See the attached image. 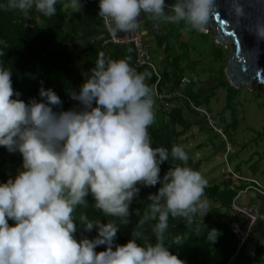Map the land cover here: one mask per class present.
I'll return each mask as SVG.
<instances>
[{
    "label": "clouds",
    "instance_id": "9594fccd",
    "mask_svg": "<svg viewBox=\"0 0 264 264\" xmlns=\"http://www.w3.org/2000/svg\"><path fill=\"white\" fill-rule=\"evenodd\" d=\"M225 2L237 26L250 19L242 0ZM57 3L7 0L0 7L25 15L35 9L52 17ZM65 6L80 10L83 5L69 0ZM98 7L112 38L135 32L141 14L183 25L184 32H202L219 11L217 0H99ZM245 27L257 41L264 40V17ZM130 59L114 60L98 52L79 93H70L81 109L59 113L53 111L52 106L61 104L53 90L42 87V102L25 103L13 88L11 70L0 66V147L19 152L23 161V171L0 184V264H185L165 246V233L170 217L190 226L209 212L207 180L187 166L189 156L182 146L173 145L170 153L152 147L148 129L155 122V92L146 83L151 73L138 72ZM170 158L178 163L161 179L160 165ZM158 183L161 187L148 196L147 207L142 213L137 210L133 238L114 246L120 228L116 221L129 224L130 204L140 191L137 185ZM89 194L93 208L112 218L106 224L87 214L74 216L78 206L87 205ZM77 220L85 232L95 229L97 236L77 241ZM151 221H156L151 225L156 242L141 246L137 240ZM217 236L215 229L209 231V242L215 243ZM182 242L177 236L173 243ZM101 245L106 250L96 252Z\"/></svg>",
    "mask_w": 264,
    "mask_h": 264
},
{
    "label": "trees",
    "instance_id": "16d2710c",
    "mask_svg": "<svg viewBox=\"0 0 264 264\" xmlns=\"http://www.w3.org/2000/svg\"><path fill=\"white\" fill-rule=\"evenodd\" d=\"M6 2L7 0H0V5L6 4ZM80 3L83 5L82 8L73 10L70 6H65L69 4V0H58L56 14L52 17H45L36 12L35 9L25 15L19 11H9L0 7V53H2L0 54V66L11 70L13 88L20 93L18 98L25 103L30 102L32 99L42 102L39 91L43 87L45 90H53L60 97L61 104L52 106L54 112L80 110L82 106L78 101L70 98V93L73 91L77 94L79 93L81 85L90 74V70L95 67L98 52L102 51L105 53L106 58L114 60L131 57L130 64L131 66L133 65L134 51L132 47L116 46L105 42L103 24L98 17L99 0H80ZM143 18L144 23L140 27L143 31L147 30V34L154 37L157 48H163L166 53H173L170 48L174 49V46H170V41L175 40V37H173L174 32L177 33L179 38L180 34L183 33L181 30L183 25L177 26L156 22L150 19L147 14H143ZM199 33L207 36L203 32ZM86 34H92L94 37L82 49L80 38ZM144 41L146 43V36H144ZM184 45L186 48L182 54L183 57L187 55V45L186 43ZM212 45L216 47L213 60L219 63V68L216 70L219 82H216L212 88H225L227 85L229 86V82L224 73L225 67L223 63L225 56L223 51L227 53L228 51L219 44L212 43ZM173 59L172 68L174 71L180 69L181 73L176 74L172 87L177 85L183 76L181 63L185 60L183 58L179 59L176 53ZM82 61L83 66L81 67L80 62L82 63ZM136 70L138 72L147 71L151 73L147 68H138ZM153 80L151 74L146 83L150 86ZM205 92L207 91H191L188 89L189 100L196 106L210 110L208 109L209 100H204L203 98V95H206ZM13 98L15 99L16 97ZM181 104H185V102L180 101L175 108L164 110L155 103V122L148 129L152 147H164L170 153L173 145H180L187 152L181 142L180 131L191 123V114ZM93 107H95V104H93ZM188 110L192 111L189 107ZM223 134L225 135L224 132ZM225 138L226 140H223L224 149L227 144L231 146L226 135ZM188 156L187 166L198 171L197 163L192 159L191 155L188 154ZM21 163L23 161L19 152L9 153L6 148L0 147V184L6 183V170L14 171ZM175 163L178 162H173L170 158L169 161L160 165L161 179H163L171 165L175 166ZM236 167L238 171L239 166ZM237 171L232 172L240 175ZM228 174L233 179L229 172ZM230 184L228 182L223 187L220 185H207L204 198L214 204H218L219 208L226 212L232 220L235 216L230 211L231 202L237 192L242 190L243 187L231 189ZM246 186L247 184L244 188ZM137 187L140 191L130 204L129 211L131 215L129 216V224L120 225L119 221H116L120 228L114 240V246L125 245L133 238L132 231L140 218L136 215L137 210L141 213L143 212L150 203L148 196L156 194L161 185L158 183L153 187H145L138 184ZM253 193L263 208L255 206L264 214V196L256 192ZM85 199L87 205L78 206L74 213L77 219L82 213L87 214L90 220L100 219L105 224L112 219L111 217H105L101 212L93 208L95 201L91 194ZM8 223L10 226H14L13 221L9 220ZM154 223L156 221L147 223L141 230L142 237L137 240V243L141 246L144 245L145 241L156 242L155 235L151 232V225ZM76 224L77 232L74 235L77 241L84 238L91 240L97 236L95 229L91 233L85 232L78 220ZM263 226L264 222H258L255 232L261 230ZM213 229L217 231L218 236L215 243H210L208 235L209 231ZM177 236L182 237V245L173 243ZM164 244L165 246L170 245L169 251L173 255H177L185 264H228L232 256L236 254L237 249V240L230 230V224L226 221L216 220L211 215L196 217L194 223L190 226H186L182 220L170 217ZM105 250L106 246L104 245L95 249L96 252ZM113 250H115V247H113ZM240 254L241 252L235 257L233 264H250L249 256H246L243 259L244 261L241 260L240 263H237ZM254 264H264V234L258 240Z\"/></svg>",
    "mask_w": 264,
    "mask_h": 264
},
{
    "label": "rangeland",
    "instance_id": "374dc122",
    "mask_svg": "<svg viewBox=\"0 0 264 264\" xmlns=\"http://www.w3.org/2000/svg\"><path fill=\"white\" fill-rule=\"evenodd\" d=\"M202 32L207 36L201 35L199 32L183 31L178 38L177 33L174 32L175 40L170 41V46H174V49L170 48L173 52L171 53L172 58L176 53L179 59H185L181 65L183 66V75H186L191 81L189 90L207 91L203 98L209 100L208 109H210L214 124L225 133L231 144V155L229 154L225 158L229 160L230 170L237 171L236 166H239L237 173L243 177L254 178L264 186V86L258 81L252 80L248 85L237 87L229 84L225 88L213 89L212 86L219 82L216 71L219 68V63L213 60L216 47L212 43L217 42L228 51V53L223 51L224 67L231 57L233 46L222 44L216 40L213 29H204ZM184 43L187 45V55L183 57L182 54L186 48ZM175 72L179 74L181 70L176 69ZM188 130L184 133L188 136L192 135V130L189 132ZM202 136L206 137L202 133L195 135L194 147L198 145ZM219 137L221 138V136ZM209 155L210 151L201 148L199 157L194 158L195 155L192 153V159L200 164L201 168H204L205 174H208L210 169L212 170L215 175L214 180L208 179L206 175L207 185L212 186L228 172L224 152L217 154L219 160L205 159ZM200 167L198 172L201 170ZM202 176L205 178L204 175Z\"/></svg>",
    "mask_w": 264,
    "mask_h": 264
},
{
    "label": "built area",
    "instance_id": "2783aa9c",
    "mask_svg": "<svg viewBox=\"0 0 264 264\" xmlns=\"http://www.w3.org/2000/svg\"><path fill=\"white\" fill-rule=\"evenodd\" d=\"M99 17V16H98ZM103 24V38L106 43H110L116 46H130L134 51L133 67L147 68L153 77V82L150 87L155 92V103L158 107L164 110L172 109L177 106V103L182 101L196 114L202 117L207 126L216 134L221 136L225 141V135L214 124L211 112L204 107L194 105L188 96V87L190 86V79L187 76H182L174 87L170 89L164 88L163 76L155 64L148 46L144 41L145 33L142 28H139L135 32L119 33L117 38H112L109 35L108 27L104 20L99 17ZM231 153V147L229 144L224 149V159ZM227 171L232 175L233 179L238 182L247 183V186L238 191L234 199L231 202L230 211L235 216L230 222V230L237 240L236 254L232 256L228 264H233L235 257L245 248L250 247L251 237L255 232V227L258 222H264V214L259 211L255 205H241L239 199L242 195H245L249 191L256 192L264 196V186L260 184L254 178H247L232 172L229 168L227 159H225ZM23 171L22 163L14 170H6V182L9 179H15L16 175Z\"/></svg>",
    "mask_w": 264,
    "mask_h": 264
},
{
    "label": "water",
    "instance_id": "95a60500",
    "mask_svg": "<svg viewBox=\"0 0 264 264\" xmlns=\"http://www.w3.org/2000/svg\"><path fill=\"white\" fill-rule=\"evenodd\" d=\"M217 2L219 11L210 18L205 29H213L215 39L220 43L233 46V52L224 70L227 81L237 87L248 85L252 79L264 84V40L257 41L245 27V24L253 23L258 16L264 17V0H242L251 17L242 21L240 26L228 15L225 0ZM165 3L170 4L172 0H165ZM138 20L140 25L144 23L143 14ZM263 234L264 226L253 234L249 250L250 264H254L257 243Z\"/></svg>",
    "mask_w": 264,
    "mask_h": 264
},
{
    "label": "crops",
    "instance_id": "0c3cea01",
    "mask_svg": "<svg viewBox=\"0 0 264 264\" xmlns=\"http://www.w3.org/2000/svg\"><path fill=\"white\" fill-rule=\"evenodd\" d=\"M144 33L146 36V45L150 49L154 62L163 76L162 85L164 88H170L175 82L174 78L177 76L174 69L172 68L174 59L172 58L171 53H166L163 48H157L154 37L152 35L150 36L149 34H147L148 33L147 30H145ZM93 37L94 35L92 34L82 35V37L80 38L81 48L82 49L85 48L88 45V42L93 40ZM80 66L81 67L83 66V61L82 63L80 62ZM181 105H183L187 109V111L191 114V123L185 129L180 131L181 142L183 146L187 149L188 154L192 156V153H194L195 155L194 158H198L200 154V149L202 148L205 151L206 150L210 151V155L208 156V158L206 157L205 159L215 158L216 160H219V157L217 156V154L220 152L222 153L224 152L223 140L207 126V124L205 123V121L202 119L201 116H199L198 114L192 111H189L186 104H181ZM187 130L188 132L192 130V133H191L192 135H189V136L186 135L185 133ZM197 133H202L206 135V137L203 138L204 136H202L201 140L198 141V145L194 147L193 144L195 142L193 140H195V135ZM189 146H192V147H189ZM197 167L199 168L200 164H197ZM203 169L204 168H201V170H199L201 175H204L206 180L208 179L214 180L215 175L214 173H212V170L210 169L209 173L205 174ZM206 175L208 179L206 178ZM245 177H248V176H245ZM228 182L231 183L230 184L231 189H239L242 187L244 188V186L246 185L245 183H240L238 181H235L229 176L228 173L226 175H223L222 179L220 181H216L214 185H220L221 187H223V185H225ZM206 200L209 204V212L206 215H211L216 220H221L224 222L226 221L228 224H230V221H231L230 216L226 214V212L221 210L218 204H214L210 202L208 199ZM239 203L241 205H256L260 208H263L262 204L256 200L255 194L253 192H248L245 195H243L239 199ZM249 250H250V247H247L241 251V254L238 257L237 263H240V261L246 258V256H249L250 254Z\"/></svg>",
    "mask_w": 264,
    "mask_h": 264
},
{
    "label": "bare ground",
    "instance_id": "6f19581e",
    "mask_svg": "<svg viewBox=\"0 0 264 264\" xmlns=\"http://www.w3.org/2000/svg\"><path fill=\"white\" fill-rule=\"evenodd\" d=\"M207 29H208V28H207ZM207 29H205V30H207ZM252 80H254V79H252ZM252 80H251V81H252ZM255 81H256V80H255ZM259 84H261V83H259ZM261 85H263V86H264V84H261Z\"/></svg>",
    "mask_w": 264,
    "mask_h": 264
}]
</instances>
